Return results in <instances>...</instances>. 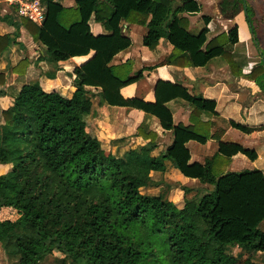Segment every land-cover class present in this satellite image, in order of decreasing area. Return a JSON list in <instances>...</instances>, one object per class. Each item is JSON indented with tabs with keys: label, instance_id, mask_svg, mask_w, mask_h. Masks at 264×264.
Wrapping results in <instances>:
<instances>
[{
	"label": "trees",
	"instance_id": "obj_1",
	"mask_svg": "<svg viewBox=\"0 0 264 264\" xmlns=\"http://www.w3.org/2000/svg\"><path fill=\"white\" fill-rule=\"evenodd\" d=\"M45 19L37 24L23 17H1L13 33L0 35V59L19 42L24 28L35 43L45 47L41 61L56 65L91 56L69 73L76 89L72 98L40 83L22 87L14 105L0 110V244L19 264H41L47 256L60 255L61 264H260L264 255V172H230L235 156L255 162L258 153L241 144L223 141L224 132L204 115H217V102L192 95L188 88L159 80L155 100L125 97L123 91L146 79L157 68H204L225 58L235 77H245L264 89V62L250 74L237 68L232 49L239 43V29L208 40L212 18H202L205 28L189 32L187 16L202 12L197 0H40ZM219 12L233 21L254 10L247 0H221ZM15 12L16 9H14ZM94 20L106 31L95 35ZM127 28L125 29V24ZM147 29L144 46L155 51L167 41L173 52L160 64L134 72L131 61L114 64L132 46L130 26ZM22 60L13 74L25 76L30 67ZM9 73L0 72V98L6 97ZM101 106L137 110L155 118L171 145L155 131L138 128L146 144L140 151L117 157L88 132L85 118ZM185 102L191 125H176L169 104ZM233 129L251 135L260 131L235 121ZM218 142V153L205 165L191 163L190 143ZM170 163L188 179L213 187L179 206L161 196H146L152 173L164 174ZM190 193V189L185 190ZM244 251L241 258L229 249Z\"/></svg>",
	"mask_w": 264,
	"mask_h": 264
},
{
	"label": "crops",
	"instance_id": "obj_2",
	"mask_svg": "<svg viewBox=\"0 0 264 264\" xmlns=\"http://www.w3.org/2000/svg\"><path fill=\"white\" fill-rule=\"evenodd\" d=\"M197 1L203 7L202 12L197 15L187 16L190 21L189 32L193 35H198L205 28V24L202 20L204 16L212 18V22L208 26V29L210 30V33L208 34L209 41L214 40L220 35L228 34L233 28L238 27L239 43L232 49V54L235 58L237 68L242 71L243 75H248L255 68L259 67L262 63V60L260 59L257 49H255L256 47L253 44L252 39H249L247 35L246 37L240 35L241 28L239 24L234 25L232 21L224 20L221 17L218 8V4L221 0H209L208 7H211L214 10V15H204L205 6L201 2V0ZM75 2L76 0H64V6L66 8H73L75 6ZM248 4L251 6L255 13L254 19L256 21L257 28L259 29V34H261L258 36L264 41V0H249ZM12 9V7H9L10 11ZM241 16H243V18L246 17V15L244 14L240 15L239 17ZM123 24L126 25V29L127 24ZM4 25L6 26V29ZM131 27H134V25L130 26L129 28V38ZM197 29H200V31H192ZM13 30H11V27L7 26L6 24L0 23V35L13 33L15 31ZM31 38L32 37L27 32V30L23 28L21 30V38L19 39V42H21L24 47L19 48L18 46H13L7 53L5 61L3 60L4 63L7 65L8 62L6 61L8 60V58L17 55L18 58H21L23 60L26 57V59L30 61L32 66L33 60L35 59V56H38L39 52V62H41L39 65L45 64L47 61H41L42 57L45 56V47L39 43H35L33 41V38ZM37 50L38 52H36ZM172 52L173 47L167 41L164 43L162 42L157 50L153 51L152 53H146L144 51L145 54H142L141 60L143 63L148 64V66L146 67H154L163 62ZM90 58L91 56L74 58L68 62H63L59 64L57 73L52 75L50 78L38 77L35 78L34 81L25 83L24 85L38 82L46 91L58 89L61 91L62 95L66 93L69 98H72L76 89L72 86V79L67 78V74L72 73L75 68L83 65ZM131 60V58H128L126 61H114V64L118 65ZM6 65L4 66V69L6 68ZM2 71L8 73V70L6 69ZM27 77L28 75L25 76V78ZM146 79L155 80L153 81V85L150 87L147 94L149 95L148 97L151 100L148 101L145 98L141 97L148 102H153L155 100L154 89L156 83L159 80L170 81L172 83L183 85L188 88L189 92L192 95H201L207 99L215 100L217 102V115L215 116L212 114H206L203 117L206 122H212L213 124H215V129L212 131V133L215 134L216 132H224L225 134L223 136V141L241 144L246 148L256 150L258 153V159L255 162H252V164L256 166L254 170L257 169L264 172V89H261L256 82L247 80L242 77H235L230 69L227 60L223 57L212 60L204 68L182 69L173 66L160 67L152 72H147ZM53 81L55 83H53ZM97 99L100 105V99ZM168 106L173 112L174 122L176 125H191L190 118L192 109L191 111L187 112L186 109L187 107L189 108V106L185 102L175 101L170 103ZM139 114L140 116L147 117L145 115H141V113ZM147 118H150L149 121L153 126V129H151V131H155L156 133H158L163 139L162 143H164L166 146L171 145L173 140L172 135L169 133H165L155 118ZM230 121H235L252 128H260L261 130L251 135H247L233 129L230 125ZM234 131L241 133L242 136L235 135L237 133ZM241 139L242 141H245L244 144L240 142ZM196 144L197 143L189 144L192 155L191 163L205 165L210 156H214L218 153V142L211 141L204 146H199V144ZM209 150H212V152H210ZM245 160L249 161L243 155L235 156L232 159L231 165L228 167V171H236L234 170L233 166L240 165V163L243 162L245 163ZM176 173L178 175L180 174V172H178L177 170Z\"/></svg>",
	"mask_w": 264,
	"mask_h": 264
},
{
	"label": "rangeland",
	"instance_id": "obj_3",
	"mask_svg": "<svg viewBox=\"0 0 264 264\" xmlns=\"http://www.w3.org/2000/svg\"><path fill=\"white\" fill-rule=\"evenodd\" d=\"M201 2L205 6L204 15H214V10L211 7H208L209 0H201ZM247 2H249V0H247ZM9 7L10 5L7 2H5L4 0H0V16L6 17L9 16V14H11L18 18L17 12H15L14 9L10 11ZM232 22L234 25L236 24L240 25L241 28L240 35H243V37H246L247 35L249 39L250 38L252 39V42L256 47L254 48L257 49L260 59L262 60V62H264V41L258 36L261 34H259V29L257 28L255 19H253L252 22H249V20H247L246 17L243 18V16H241L233 20ZM90 23L92 25V31L95 35L106 33V31L103 29V27L100 24L97 25L94 23V21H91ZM6 25L9 26L8 24ZM13 29L14 28L11 27V30ZM192 31L199 32L200 29L192 30ZM146 33H147L146 27L143 26L131 27L130 38L132 40V46L131 48H129L128 50L122 52L119 56H117L115 62L126 61L128 58H131L132 70L134 72H138L142 68L148 66L147 63H143L141 60L142 54H145L144 51L146 53L153 52L144 46L143 40ZM164 42L166 41H163V43ZM36 52H38V50ZM6 55L0 59V71L5 69L8 70L10 77L8 81V86L4 88L7 95L6 97L0 98V110L8 109L14 105L15 99L18 97L25 83L32 82L34 81L35 78L38 77L50 78L52 75L57 73L59 69L58 68L59 65H56L49 61L46 62L45 64L39 65L41 62H39V52H38V56H35V59L33 60V65L32 66L30 65V67L27 70L26 75H28V77L25 78L26 75L20 77L13 74L12 72L13 69L23 59L18 58V56L16 55L14 57L8 58V60L6 61L8 62V64L6 65L4 63L6 59ZM5 65L6 68L4 69ZM67 78L72 79L68 74H67ZM153 81L155 80L144 79L139 84L126 88L124 90L125 97L128 98V97L137 96V97H143L146 100L150 101L151 99H149L148 97L149 95L147 94L149 92L150 87L153 85ZM53 83L55 82L53 81ZM57 91L61 93L60 90L57 89ZM64 96L66 98H69L66 93L64 94ZM90 98L93 103V109L91 114L85 118L88 126V132L93 137H96L102 143V147L105 151L117 157H125L128 153L132 151H140L142 147H144L146 142L142 138L137 136L138 128L143 127L146 131H151V129H153L152 128L153 126L149 121L150 118L140 116L139 113L141 112L137 110L126 109V108H114L110 106H100L97 98L95 99L93 96H90ZM186 110L187 112L191 111V108L187 107ZM141 115H145V114L141 113ZM234 132L237 133L235 135L242 136L241 133L237 131ZM240 142L244 144L245 141H242L241 139ZM209 151L212 152V150ZM213 157H215V155L210 156L208 160L212 159ZM243 163H240V165L237 166H233L234 170H236L234 172H242L244 170H254L256 168V166L252 164V162L245 160L244 165ZM167 165L169 166L166 173L151 174L153 184L141 191L143 195L161 196L165 202H174L177 203L179 206H181L184 203L185 199H195L197 196L199 195L202 196L203 194L211 192L213 190V187L210 185H203L200 184V182L197 180L185 178L181 174L178 175L176 173V170H174L175 168L170 163H167ZM12 169H13L12 165L1 167L0 176L11 172ZM186 189H190L191 192L186 193L185 192ZM228 252L229 254L234 255L237 258H241L244 254V251L238 248H231L229 249ZM60 257L61 256L58 254H56L55 256L49 255L45 258V260L41 264H61ZM256 261L257 263L264 264V255H260ZM0 264H19V257L8 256L5 252L4 247L2 246V244H0ZM69 264H76V263L70 262Z\"/></svg>",
	"mask_w": 264,
	"mask_h": 264
},
{
	"label": "built area",
	"instance_id": "obj_4",
	"mask_svg": "<svg viewBox=\"0 0 264 264\" xmlns=\"http://www.w3.org/2000/svg\"><path fill=\"white\" fill-rule=\"evenodd\" d=\"M10 7L16 9L19 17H23L37 24L45 19L46 7L40 0H4Z\"/></svg>",
	"mask_w": 264,
	"mask_h": 264
}]
</instances>
